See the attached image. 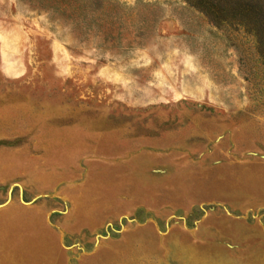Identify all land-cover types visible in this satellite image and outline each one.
<instances>
[{
  "label": "rangeland",
  "instance_id": "374dc122",
  "mask_svg": "<svg viewBox=\"0 0 264 264\" xmlns=\"http://www.w3.org/2000/svg\"><path fill=\"white\" fill-rule=\"evenodd\" d=\"M262 53L186 0H0V264H264Z\"/></svg>",
  "mask_w": 264,
  "mask_h": 264
},
{
  "label": "trees",
  "instance_id": "16d2710c",
  "mask_svg": "<svg viewBox=\"0 0 264 264\" xmlns=\"http://www.w3.org/2000/svg\"><path fill=\"white\" fill-rule=\"evenodd\" d=\"M64 3L71 0H45ZM97 3L100 0H94ZM216 25H236L256 36L264 50V0H186ZM262 56L264 57L263 53Z\"/></svg>",
  "mask_w": 264,
  "mask_h": 264
}]
</instances>
